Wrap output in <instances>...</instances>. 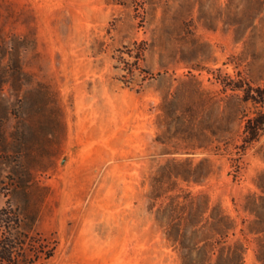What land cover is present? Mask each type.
<instances>
[{"label": "rangeland", "instance_id": "1", "mask_svg": "<svg viewBox=\"0 0 264 264\" xmlns=\"http://www.w3.org/2000/svg\"><path fill=\"white\" fill-rule=\"evenodd\" d=\"M233 83L264 88V0H0L22 264H264V107Z\"/></svg>", "mask_w": 264, "mask_h": 264}, {"label": "trees", "instance_id": "2", "mask_svg": "<svg viewBox=\"0 0 264 264\" xmlns=\"http://www.w3.org/2000/svg\"><path fill=\"white\" fill-rule=\"evenodd\" d=\"M134 59L133 65L130 64L131 73L137 69L139 61L142 59L143 48L137 49L134 53H129ZM129 72V71H128ZM232 90L242 92V99L264 107V88L248 86L233 83L230 85ZM264 132V111H259L254 116L246 119L243 129L244 143L257 141ZM12 213L6 208L0 209V264H22L20 261V250L23 249L25 242L18 243V236L13 230ZM14 216V215H13ZM22 246V247H21Z\"/></svg>", "mask_w": 264, "mask_h": 264}]
</instances>
